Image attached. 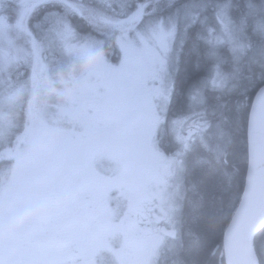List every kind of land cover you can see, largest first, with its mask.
Instances as JSON below:
<instances>
[{
  "label": "snow or ice",
  "instance_id": "obj_1",
  "mask_svg": "<svg viewBox=\"0 0 264 264\" xmlns=\"http://www.w3.org/2000/svg\"><path fill=\"white\" fill-rule=\"evenodd\" d=\"M7 5L9 17L0 14V41L9 39L16 54L7 61L0 56V89L12 63L25 60L32 67V99L15 152L9 153L16 164L11 175L0 173V264H159L165 239L176 237L184 223L179 180L189 171L210 178L208 195L191 218L189 230L199 238L202 222L218 218L217 196L228 183L233 138L229 127L226 140L224 121L231 125L242 112L249 137L257 124L264 127V0ZM5 6L0 0L2 12ZM77 21L115 44L118 66L109 64L105 41L90 33L75 60L56 67L42 62L41 52L78 33ZM85 56L95 59L87 85L64 79ZM186 57L197 70L215 66L212 83L227 85L219 96L209 98L199 71L180 80ZM53 73L66 88L56 93L62 103L52 106L56 114L49 118L41 84L52 83ZM23 92V86L7 97L0 92V103L14 102ZM190 102L203 110L195 144L191 131H180ZM115 192L122 195L113 209ZM254 193L249 171L244 197ZM129 222L147 238L134 258L121 242ZM233 231L224 241L229 264H264V223L244 231L238 256ZM207 256L201 249L188 264H210Z\"/></svg>",
  "mask_w": 264,
  "mask_h": 264
},
{
  "label": "trees",
  "instance_id": "obj_2",
  "mask_svg": "<svg viewBox=\"0 0 264 264\" xmlns=\"http://www.w3.org/2000/svg\"><path fill=\"white\" fill-rule=\"evenodd\" d=\"M76 28L80 34H91V38L95 40L105 41V52L109 55L110 60L115 62L118 58V52L115 44L108 40L106 37L101 36L99 33L90 29L83 22H76ZM212 68L206 64L202 65L200 69L193 68V60L186 57L184 62L179 68V78L183 82L194 72L199 71L207 78L210 75ZM226 70V69H224ZM227 87V86H226ZM226 87L219 89H212L211 86L206 84V92L209 98L219 96ZM226 98V97H225ZM191 103V102H190ZM190 104L187 106L189 110ZM176 109L173 108V111ZM227 115V113H225ZM231 127V135L233 138V148L231 150L230 159L225 166V171L228 179L226 187L223 189V195L217 196L219 213L218 218L213 220H205L201 224L199 238L193 232H190L191 218L197 215L200 205L208 195L210 178L199 177L193 175L190 171L183 176L184 192L181 198L182 207L184 212V223L182 227H178V244L176 247V257L173 258L168 264H179L180 261H185L188 264L193 258L194 254H199L201 249L207 251V258L210 264H225L223 255V235L224 231L239 203L241 198L246 170H247V129L245 127L244 116L241 112L234 123L229 125L227 120L224 121V128L227 134ZM162 143L167 147L168 139L163 135ZM174 250V249H173Z\"/></svg>",
  "mask_w": 264,
  "mask_h": 264
},
{
  "label": "rangeland",
  "instance_id": "obj_3",
  "mask_svg": "<svg viewBox=\"0 0 264 264\" xmlns=\"http://www.w3.org/2000/svg\"><path fill=\"white\" fill-rule=\"evenodd\" d=\"M93 39V38H91ZM89 40V38L86 35H77L76 36H67L64 39H62L58 46L52 49H49L47 51H43L40 53V57L42 62L49 66V67H56L58 64L60 63H69L73 60L76 59V57L81 56L82 53V46L87 43ZM95 40V39H93ZM117 48V47H116ZM71 49V51H70ZM4 50L8 51L5 52ZM228 51H230V48L227 49ZM117 52H118V58L115 62H111L108 57V62L110 65L112 66H118L120 64V60H121V54L119 49L117 48ZM16 54V48L14 46V44L9 42V39H5L3 41H0V56H2L5 61L10 60L13 56H15ZM106 55V53H105ZM95 64V59L94 57H90V56H85V58L78 60L72 67V69L69 71L68 75L66 77H64V79H74V80H79L82 86H86L87 85V81H88V72L89 69L91 67H93V65ZM29 65V62L25 61V60H18L14 63H12V67L14 68H21V70H27ZM221 72H224V69L220 70ZM13 75H17V72L15 71H8L6 73H4V77L7 76H13ZM216 75V68L215 66L212 67L211 72L209 77L207 78V83L209 86H211L212 89H219L222 87H226L227 85H214L212 83V79L213 77ZM27 80V78L25 79V81ZM31 78H28V81L26 82V85H23L24 87V94L27 92H29L30 88H31ZM10 84L13 86L12 88H9L8 85L6 86V88L4 89L3 95L5 97H7L8 93L10 91L13 90V88L16 87H20L21 85L17 82L11 81ZM66 88V86L61 82V77L56 76L54 73L52 75V83H47V82H43L41 84V98H44V93H47V99H48V106L46 107L47 109H49L51 111V109L53 110L54 113H56V109L53 108L52 106L55 105L56 103H61V101H59V98L57 97L56 93L64 91ZM50 90L56 91L55 93H50ZM30 100V96H25L21 99V102L19 104H15V106H17L16 109H14V105L12 104V102H7V100H5V102L0 103V132H2V136H0V140H2L3 145L5 147V150L8 148V145L11 146L12 142H8L12 131L13 130H17V124L13 123L11 121L12 116L15 115V111H19V113H23V109L20 108L21 105H27V103H29ZM26 103V104H25ZM202 108L199 106V104L197 102H191L190 103V107L189 110L183 114V116H181L180 118L184 120V125L183 127L180 129L181 134L185 136V131L188 129H192V128H196V125H200L202 123L201 118H200V114L202 113ZM45 113L47 114V111H45ZM50 114V113H49ZM51 115V114H50ZM25 121H22V124L20 125V127L18 128V130L15 133V138L18 136L19 133L23 132V125H24ZM199 130L197 131V133L195 135H193L190 138V142L192 144L196 143V140L199 138ZM3 146H0V149H2ZM15 148L16 145L14 147V150H11L12 153L15 152ZM9 156V155H5ZM16 164V161L14 159H12L11 157H9L8 160L5 161V164L2 168V170L0 171V173H4V172H8L9 175H11V169L13 168V166ZM179 183L181 185L180 188V197H183V192H184V184H183V176L180 178ZM121 197V196H120ZM180 203L182 205V201L180 200ZM176 230L178 231V227L176 228ZM178 237V234L177 236ZM175 237V239H167L165 241V243L162 245V248L159 250L158 255L156 257V259L159 261V264H168L173 258L176 257V247L178 244L177 238ZM174 249V250H173Z\"/></svg>",
  "mask_w": 264,
  "mask_h": 264
},
{
  "label": "water",
  "instance_id": "obj_4",
  "mask_svg": "<svg viewBox=\"0 0 264 264\" xmlns=\"http://www.w3.org/2000/svg\"><path fill=\"white\" fill-rule=\"evenodd\" d=\"M190 131L194 134L196 128L188 129L186 136ZM247 150L248 162L243 194L223 238L224 246L225 236L232 227L234 242L237 244V256L239 255L240 237L244 231L249 227L264 223V127L259 124L255 126L251 137L247 131ZM249 171L252 173L255 193L244 197V191L249 187ZM242 199L243 204L241 205ZM225 264H229L227 255H225Z\"/></svg>",
  "mask_w": 264,
  "mask_h": 264
},
{
  "label": "flooded vegetation",
  "instance_id": "obj_5",
  "mask_svg": "<svg viewBox=\"0 0 264 264\" xmlns=\"http://www.w3.org/2000/svg\"><path fill=\"white\" fill-rule=\"evenodd\" d=\"M9 2H10V0H5V5L6 6H5V10L3 12H2V8H0V12H2L0 14L4 15L6 18L9 17V15H10L8 9L11 7V5H7ZM4 51L8 52L6 50H4ZM8 71L9 72L10 71H15V72H17V75H13L12 77L11 76H7V77L3 76L2 78L5 80L6 84H8V83H10L11 81L14 80V82H17V83H19L22 86L26 85V82L28 81V78H31V75H32V67H31L30 63L28 65L27 70H21V68H14V67L11 66ZM26 78H27V80L25 81ZM30 84H31V87H32V82ZM4 89H5V87L3 89H0V92L3 93ZM28 109H29V105H27V107H25L23 109V113L22 114L20 113L16 117L20 121H26L27 120ZM160 138H161V141H162L163 131H161V137ZM0 146H3V148L0 149V171H1L3 166H4V164H5V160H6L5 155H9V153H12L11 152L12 149H10L8 147V149L5 150L2 140H0ZM121 195L122 194L119 193V192L113 193V200H112V204H111V207L113 209H115L117 207V204L120 202L118 200V197H120ZM160 227H165V225L161 224ZM125 233L126 234L121 237V242L126 246V248L128 250L132 251L133 258H134V254H135L136 249L142 243H146L147 242V238L146 237H141V235L137 231V226L134 223H131V222L125 224ZM167 238L165 239V241L167 240Z\"/></svg>",
  "mask_w": 264,
  "mask_h": 264
}]
</instances>
